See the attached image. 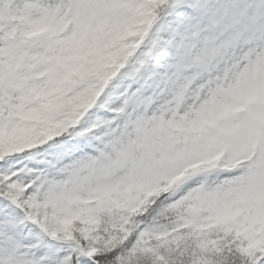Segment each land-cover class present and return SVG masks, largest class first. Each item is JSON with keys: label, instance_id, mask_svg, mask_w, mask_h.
Listing matches in <instances>:
<instances>
[{"label": "snow or ice", "instance_id": "obj_1", "mask_svg": "<svg viewBox=\"0 0 264 264\" xmlns=\"http://www.w3.org/2000/svg\"><path fill=\"white\" fill-rule=\"evenodd\" d=\"M0 264H264V0H0Z\"/></svg>", "mask_w": 264, "mask_h": 264}]
</instances>
